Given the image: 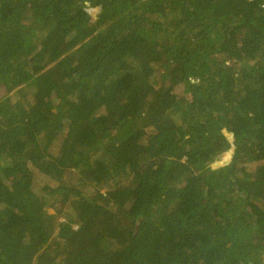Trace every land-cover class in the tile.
<instances>
[{"label":"trees","instance_id":"1","mask_svg":"<svg viewBox=\"0 0 264 264\" xmlns=\"http://www.w3.org/2000/svg\"><path fill=\"white\" fill-rule=\"evenodd\" d=\"M260 161L264 0H0V264H263Z\"/></svg>","mask_w":264,"mask_h":264},{"label":"rangeland","instance_id":"2","mask_svg":"<svg viewBox=\"0 0 264 264\" xmlns=\"http://www.w3.org/2000/svg\"><path fill=\"white\" fill-rule=\"evenodd\" d=\"M94 9V8H93ZM93 9H89L90 12H93L92 10ZM94 13V12H93ZM178 92H180L182 90L181 87H179L178 89ZM226 135V134H225ZM227 137V135H226ZM231 155L232 153L231 152H225L223 153L218 159H216L215 162H213L210 166L212 168H216V167H219V166H222V165H225V162H228L231 158ZM258 167H262V169H264V161H260V162H257L255 164H251V165H248L247 166V169L248 171H251L255 168H258ZM32 177H33V180H34V191H38L40 189H43V186L46 185V179L43 175L37 173L36 171H33L32 170ZM37 194H40V191L37 192ZM49 213L51 214H54L55 213V210L54 209H49ZM60 221V220H59ZM38 264V263H36ZM263 264H264V256H263Z\"/></svg>","mask_w":264,"mask_h":264},{"label":"water","instance_id":"3","mask_svg":"<svg viewBox=\"0 0 264 264\" xmlns=\"http://www.w3.org/2000/svg\"><path fill=\"white\" fill-rule=\"evenodd\" d=\"M99 10H100V7H97V8H94L92 11L94 12V13H98L99 12ZM90 11V10H89ZM224 134H226L227 135V140H228V142H229V148L227 149V151L226 152H233V150H234V145H233V135L232 134H230V133H228V132H226V131H224ZM226 164H228V162H225V165ZM264 256V255H263Z\"/></svg>","mask_w":264,"mask_h":264}]
</instances>
